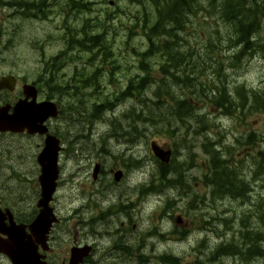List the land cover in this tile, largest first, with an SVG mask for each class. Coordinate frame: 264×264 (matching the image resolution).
I'll list each match as a JSON object with an SVG mask.
<instances>
[{"label": "flooded vegetation", "instance_id": "obj_1", "mask_svg": "<svg viewBox=\"0 0 264 264\" xmlns=\"http://www.w3.org/2000/svg\"><path fill=\"white\" fill-rule=\"evenodd\" d=\"M19 1L0 0V117L5 130L0 131V229L19 231L18 245L0 234L2 251L10 255L25 250L31 256L35 248L38 264H69L71 250L84 247H89V252L79 264H187V258L202 254L203 241L200 237L190 239L189 234L196 228L204 234L223 236L220 214L190 217L195 204L179 209L182 198L178 201V190L171 189L166 200L154 196L169 189L177 177L173 168L155 166L145 171V157L138 153L143 131L131 137L132 146L118 143L122 141L114 140L111 133L107 135L106 144L124 146V151L84 152L80 137L72 136L68 128L75 120L67 117L71 109L80 115V99L68 95H80V70L75 66L73 72H66L71 63L65 64L59 50H54L65 43L62 2L33 0L36 7L41 5L37 9L31 8L32 0ZM22 18L55 27L54 40L44 36L27 44L36 59H17L20 39L15 23ZM74 63L80 64L79 59ZM40 108L51 110V116L41 120L36 113ZM17 110L25 124L13 130ZM122 128L127 131L124 125ZM88 130L91 134V127ZM249 135L256 136V131L238 132L232 147L239 148L241 137ZM260 141H264V133ZM88 143L92 144L91 137ZM48 144L55 163L47 172L58 174L47 204L42 199L39 158ZM224 146L228 147L225 142ZM258 146L264 153L260 143ZM171 151L174 154L173 146ZM108 158L113 161L106 167ZM43 164L49 165V161ZM197 203L195 210L204 201ZM212 205L200 211H216ZM40 213L50 222L43 237L30 228L37 218L42 222ZM194 222L200 226L194 227ZM69 223L70 231L65 227ZM64 232L71 233L69 242L60 235ZM0 264L11 262L0 253Z\"/></svg>", "mask_w": 264, "mask_h": 264}, {"label": "trees", "instance_id": "obj_2", "mask_svg": "<svg viewBox=\"0 0 264 264\" xmlns=\"http://www.w3.org/2000/svg\"><path fill=\"white\" fill-rule=\"evenodd\" d=\"M127 1L136 11L132 13V24L127 28V41L124 44V49L126 53L130 49L138 57L135 65L130 64L127 58H119L120 55L112 50V43L107 36L109 31L105 30L113 29L112 24H115L116 17L104 10H97L96 21H91L94 22L93 26H90L88 23L90 20H88L82 22L80 31L68 30L67 32L70 31L73 34V38L70 37V40L65 42L64 50L59 54L60 59H64L65 62L66 59H88L87 67H89L88 63L91 65L96 63L93 71L88 72L86 68H83L77 76L81 94L85 88H93L95 91L92 94L97 100L92 107V111L94 110L95 113L93 112V115L87 118L89 122L99 120L107 110L112 111L111 104L114 102L120 104L125 98L132 96L131 98L134 99V96H139L142 93L144 96L141 101L142 107L137 106L132 100H127L130 106L126 112L120 114L121 120L126 122L127 131L122 128L121 122H118L120 119L112 114L111 128L115 136L119 138L125 135L133 137L142 132V129L149 124L163 123L164 120H200L201 117L197 115L194 107L199 101L196 99L198 95L203 97V102L208 106L220 109L224 114H235L240 106L235 105L229 99L226 100V87L224 85H221L220 88L216 87L214 84L217 82L214 80L217 79V76L224 78L222 75L223 60L230 63V68H234L236 64H240V59L246 58V55L264 53V43L259 39L260 33L264 31V0ZM77 5L74 3L71 6ZM34 7L40 9L41 5ZM90 7V2L81 3L78 11L80 10L81 14L90 12ZM197 19H201V21L195 23ZM221 21L226 24L224 32L218 25ZM120 24L122 25V23ZM136 34H141L146 43L143 51H136L131 45V38ZM200 34L204 38L196 42V37H199ZM158 55H161L162 59H155ZM203 57L208 62H204ZM213 64L217 66L214 71L211 68ZM106 69L107 81L110 84L117 81L114 79L116 75L130 69H134L139 75L142 73L144 76L138 77L141 78L139 82L135 81L136 77L126 78L129 85L125 89L121 88L114 94L105 96L102 91H99V86L105 77ZM156 69L163 74V78L158 80V84H155L156 89L152 90L149 83L154 82L151 74ZM207 72H211L213 82L207 81L210 76ZM204 76L206 78L204 82H201L200 79ZM166 81L170 85H166ZM172 85L180 90L177 93H181L184 98L173 97L171 91L175 90ZM206 92L211 94L207 96ZM147 93L151 94V99L145 96ZM185 96L193 97V105ZM254 96L249 104L250 110L264 114V96L258 94H254ZM168 101L174 104L173 107L164 108L167 106L165 102ZM164 111L165 113H163ZM251 139L253 136L250 137L249 143L261 142ZM127 142L131 144L133 140L130 138ZM262 145L264 149V141ZM207 155L210 170L208 184L211 189V197L224 195L236 198V200L244 199L242 195L250 192L249 183L242 180V176L245 174L248 176L253 174L254 179L258 178L264 184V153L260 162L255 163L257 164L256 169L249 168L244 171L243 175L234 173L229 165L223 164L226 161L225 157L215 152L211 144L207 146ZM168 167L161 165L163 169ZM177 184L183 187V179L178 177L175 184L170 186L174 188ZM258 214L264 220V202L263 205L259 204ZM241 236L245 242L243 245H237L231 241L225 246H220L211 257L212 261L221 257L236 256H240L245 262H250L251 257L264 258V251L260 249L259 234L252 232L248 237L242 233Z\"/></svg>", "mask_w": 264, "mask_h": 264}, {"label": "rangeland", "instance_id": "obj_3", "mask_svg": "<svg viewBox=\"0 0 264 264\" xmlns=\"http://www.w3.org/2000/svg\"><path fill=\"white\" fill-rule=\"evenodd\" d=\"M102 1H104L105 3H103ZM109 1H112L114 4L112 6H108L106 5ZM97 4L94 6V9L97 10V9H106L108 8L110 11H112L113 13H116L115 12V6L116 4L120 7H122L124 9V14H118L117 16H114L116 17V20H119L121 22H128L129 21V18L131 16H129V13L132 14L133 12H135V8L131 7L129 4H127L126 0H96ZM95 2V3H96ZM24 20V21H23ZM27 21H30V22H26ZM115 20V21H116ZM60 21V20H59ZM119 21L117 22V26H116V29L115 31L111 34V40H112V44H111V47H112V50L117 54H119V58H127L129 59L130 62H132V64H135L136 60L135 58H133L132 56L133 53L130 51L129 49V53H126L125 52V49H124V44H125V41L127 39V32L125 31V28H120V25H119ZM201 21V19H197L195 20V23H199ZM16 28H17V32H18V37L20 39L19 43H18V48H17V59H36V56L34 55L33 52H31L32 48L29 47L28 48V43H30L31 41L35 40V39H43L44 36H46L47 38L51 39V40H54V38L52 37V33H53V25L51 23L47 24H41V22H35L34 19H24L22 18L21 20L20 19H17L16 20ZM41 24V25H40ZM51 24V25H50ZM221 28V30L224 32V26H226V24H224V21H221L220 24H218ZM55 29V27H54ZM214 29V28H213ZM70 33V32H69ZM65 34H68L67 31ZM262 36L264 38V31L262 32ZM204 36L202 34H200L199 37H196V42L199 41V40H203ZM144 42V40L142 39V36L138 35V36H135L134 38H132L131 40V45L134 47V49H139L141 50L142 48V43ZM193 42V40H192ZM193 44V43H192ZM55 51H57V47L54 48ZM50 52V51H49ZM87 59H84V62L83 63H72V64H69V66L66 68V72H73L74 71V68L75 66L78 67V69L81 71V68L82 66L85 64ZM204 62H208L207 59H205L203 57ZM214 62V61H213ZM88 68V67H87ZM212 71H214L215 69H217V66L216 65H212L211 66ZM236 73H237V70H234ZM233 72H227V74H230V78H232L233 75H235L236 73ZM126 74H129V75H134L136 73V71L134 69H130L129 71H124ZM244 72L246 73V75L244 76V78L250 82V85L254 87V85H257L260 83V80L262 78H264V66L261 68V70H259V63H252L250 64V67L248 68V71L247 69L244 70ZM211 73V72H210ZM209 73L210 75V79L212 80V76L211 74ZM122 76V74H120L119 78ZM205 77V76H204ZM204 80V78H202V81ZM221 80V79H220ZM120 81L122 83H124L125 81L120 78ZM243 81H245L243 79ZM223 82L226 84V81H220V83H215L214 85L218 88H220L221 85H224ZM56 85H54L53 87H55ZM206 86V85H205ZM204 87V86H203ZM232 88V86L230 87ZM205 89V87H204ZM57 90V88H55V91ZM114 90V87L112 86H108L107 84L103 83L102 86H100L99 88V91L104 94H109L111 93L112 91ZM66 92L68 91V89L66 88L65 90ZM177 91H180L179 89H177ZM177 91H175L173 93V95H176ZM230 90L226 89V100H233L236 102V100H234V97L232 94L229 93ZM264 91V89H263ZM211 93L210 92H206V95L209 96ZM68 95L70 97H73V98H76L78 97V99H80V107L83 111V113L85 114L84 117L88 118V117H91L93 115V112L95 113V111L93 110L92 111V107H93V101L90 102V97H87V95H84V94H80L78 96L77 93H68ZM241 95V94H240ZM262 96H264V94L262 93L261 94ZM49 96H52L51 95V92L49 93ZM148 98H150L149 95H147ZM244 97V96H243ZM94 98V97H93ZM96 99V98H94ZM199 100V103H201L203 101V97L198 95V98ZM250 102H252V98L251 99H245V98H240L238 101H237V105L240 106V109L238 110L239 113L238 115L240 116V118L236 121H232V120H226V121H221L219 122V119L216 117H212V116H215V114H213L210 119L215 123V127L216 128H209L208 129H204L201 131L203 132L204 136H207V135H210V139H216L217 137V142L218 144H223L224 145V142L226 145H228V147L232 146L233 143H234V138H237L238 136V132L242 131V130H245V131H250L251 127H250V124L254 125L256 123V120H259L260 118H258L257 116H255V114H253V110H250L251 108L249 107V104ZM112 107H113V110L112 111H105L104 114L102 115L101 118H99V122L101 123H97V124H93V131H92V144H89L88 142L90 141V137H91V134L89 132V127H87V123L83 122V120H81V117L80 115L75 112L71 109L69 112H70V115L67 117H70V119H73L75 120V123L73 124V126L69 125L68 128L69 130L71 131V135L73 136H79L80 137V140H79V143L81 145V148L82 149H85L84 152H89V153H92L94 154L95 153V150H102L105 149L107 151L111 150L113 152H120V151H123L125 149L124 146H116V143H110V144H106V136L107 134H109L111 131L110 130H107L103 127H100L101 124L103 125H108V126H111V121H110V117L112 114H114L117 119H120L118 120V122H121L123 123L124 127H126V122L125 121H122L121 118H120V114L121 112H126L130 106L129 102L124 100L123 103H120L118 104V102H114L113 104H111ZM237 109V108H236ZM165 113V111L163 112ZM186 116V115H184ZM255 116V117H254ZM209 118V116H208ZM184 120V119H183ZM263 120V119H262ZM188 122L186 125H190L192 123V121H186ZM258 122V121H257ZM201 123H203L201 121ZM181 127H184L185 125H181L179 124ZM138 128V127H137ZM75 129V130H74ZM260 130L264 131V124L261 123L260 127H259ZM74 130V131H72ZM192 130H194V128H192ZM193 133H195L193 131ZM64 134V133H63ZM217 134V136H216ZM196 134H194L193 136L190 135V132H185L183 128H179L178 130V133H177V136H176V133L174 136V141L176 140V142H174V145L176 146V151L178 154L182 155V157H189V154L190 151L187 153L185 151V145L188 144V142H191L192 141V138L195 137ZM254 138L256 139V136L253 135ZM197 137H201V136H197ZM249 136H246L245 138L243 137V142L244 143H248V138ZM85 138V139H84ZM201 138H204V137H201ZM219 139V140H218ZM149 141H158V143L160 142H165L167 144H172V142H170L168 140V138L163 135L162 133L160 132H148L146 134V138L143 139V143L142 141H140V143L138 144V153L140 155H143L145 157V160H147V155L146 153L144 152V150L147 152V146H148V143ZM213 142V141H212ZM256 142V141H255ZM261 146H262V142H260ZM133 145V144H132ZM130 144H127V146H132ZM94 146V147H93ZM93 147V148H91ZM220 147V146H219ZM117 150V151H116ZM220 150H223L222 147L220 148ZM230 152L233 150L229 149ZM199 151V150H198ZM242 151H244L245 153L247 152V149H242ZM193 152V151H192ZM82 153V152H81ZM196 153V151H195ZM239 153V152H237ZM197 154V153H196ZM218 154H221V152H218ZM230 154V153H229ZM228 154V155H229ZM235 152L233 153V155L231 156H234ZM241 154V153H240ZM86 155V154H84ZM150 157L152 158L151 154H149ZM227 155V156H228ZM177 155L174 157L176 158ZM225 157V156H224ZM150 158V159H151ZM198 160H201L198 159ZM225 160H226V157H225ZM113 160L108 158V159H105V164H106V167H109V163H111ZM200 163V161H199ZM237 164V162H236ZM256 166L257 164L255 163H249L248 166H246L244 169H240L239 170V174H243L242 171H247L249 168H254L256 169ZM148 168V166H147ZM130 174V172H129ZM246 175V176H245ZM243 175V180L244 181H247L249 184H248V188L251 189V191L247 194L244 195L245 199H238L236 200V202L234 200H225L223 201L222 199H216L215 201L212 200L210 201V198H205V202L203 205H200V208L199 210H195L193 209L190 213V217H194L195 218V215L198 214V216H205L207 217L208 213H210V215L212 216H217V215H221L222 212H227L225 218L227 219H230L231 221H239L240 218L243 216V215H247L248 214V221L251 219V223H252V220H253V212L256 211L257 208H254V205L258 203L259 199L260 198H263L262 196H258V193H264V184L262 182V180L258 179V178H253V174H251L250 176H248L247 174ZM181 186H179L178 184L174 186L175 190H178ZM256 190V191H253V190ZM180 190H183V189H180ZM191 191V195L189 194V197H191V200L194 198H200L201 195L203 196V194L205 193V190H200V187L198 186H193L192 187V190ZM184 193H187V191L185 192H180V194L182 196H184L185 194ZM154 196H157L158 197V200H166L170 197V192L168 190H165V191H162L160 192V194H155ZM264 199V198H263ZM240 201H247L249 202L248 206H243V205H240ZM147 202V200L145 201ZM214 202V204L212 206H216V211H210L208 212V210H205L204 211H200L203 207H206V208H209L210 204H212ZM185 203V202H184ZM190 203V202H189ZM188 203V204H189ZM187 204V205H188ZM200 202L197 203V205H199ZM186 206V204H184ZM196 207V206H195ZM197 211V212H196ZM201 212V213H200ZM138 218V217H137ZM224 218V219H225ZM66 228L68 227L69 231L71 229V224H67L65 226ZM246 230L248 229H244L243 230V234H245L246 236H250V235H247V232ZM239 231V228H238V223H234V232H237ZM229 236L230 234L227 233ZM60 235L62 236V238L66 241V242H69L70 238H71V233L68 234L67 232H64V233H60ZM229 236H225L224 239L228 238ZM212 243L213 241L211 240L210 242H208V245L207 246H200L201 248V253L203 254V257H206L205 255H208L209 253L208 250L211 249V246H212ZM229 242H224V244H228ZM206 253V254H205ZM252 258V261L251 264H258L257 262L255 263L256 261V258L255 257H251ZM222 258H219L217 259L216 261L218 260H221ZM195 260V256H192L190 258H187V264L190 263V262H194ZM235 264H239L240 262L235 259ZM233 261H229V260H225L223 263L221 264H234Z\"/></svg>", "mask_w": 264, "mask_h": 264}, {"label": "water", "instance_id": "obj_4", "mask_svg": "<svg viewBox=\"0 0 264 264\" xmlns=\"http://www.w3.org/2000/svg\"><path fill=\"white\" fill-rule=\"evenodd\" d=\"M36 113L39 114V117L42 118L43 120H45L48 116H51V114H52L51 110L45 109V108L38 109ZM16 121H18V118H16ZM52 150H53V148L51 146H49L47 151H46V154H45V156L43 158V161L44 160L49 161V165H46V164L43 165V167L45 166L46 168H45L43 177L40 179L41 185L43 187V191L45 190V186L44 185H46V182H47V180H45L43 178L49 176V174L46 173V170H48L49 168H53L54 167V163H55V154H53V157H50V153H51ZM154 150H155V148H154ZM168 154L169 153H163V152L161 153V152L155 151V155L158 156L164 162H166V157L168 156ZM50 163H52V165ZM48 196H49V193H47V190H45L42 193V199H44V201H46ZM39 222H40V217L37 219V221L32 226L34 231L32 229L31 230L37 236L41 237L43 235L44 231L41 229V227L39 225L36 226V224H38ZM77 258H79L77 253L73 254V258H72L71 264H77V261H76ZM12 259L15 260L16 264H27V261H25V260L23 261V263L19 262L17 254H14Z\"/></svg>", "mask_w": 264, "mask_h": 264}, {"label": "bare ground", "instance_id": "obj_5", "mask_svg": "<svg viewBox=\"0 0 264 264\" xmlns=\"http://www.w3.org/2000/svg\"><path fill=\"white\" fill-rule=\"evenodd\" d=\"M20 3H29L30 1H25V0H20L19 1ZM31 5H33V7L35 6V3H34V1L32 0V2L30 3ZM68 31V30H67ZM70 32V31H69ZM69 32H67L68 34H65V42L66 41H68V40H70V37H72L73 38V34L72 33H69ZM108 111H110V110H108ZM111 117H112V115H111ZM110 117V118H111ZM111 121V120H110ZM251 136H253V135H249V139H248V141L250 140V137ZM253 139H255L254 138V136H253ZM253 139H251V140H253ZM127 144H130V143H128V142H126ZM133 144V142L130 144V145H132ZM262 147H263V145H262ZM171 189L172 190H175V188H172L171 186H169V189H166V190H168L169 192H171ZM250 191H251V189H250ZM238 200V199H237ZM246 232H247V235H251V233H252V231H250V230H246ZM225 246V245H224ZM216 253V252H215ZM221 258H223V257H221ZM216 261V260H215ZM252 261V260H251Z\"/></svg>", "mask_w": 264, "mask_h": 264}]
</instances>
